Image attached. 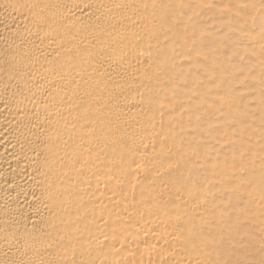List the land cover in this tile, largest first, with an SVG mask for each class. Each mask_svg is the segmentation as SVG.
<instances>
[{
  "label": "bare ground",
  "instance_id": "bare-ground-1",
  "mask_svg": "<svg viewBox=\"0 0 264 264\" xmlns=\"http://www.w3.org/2000/svg\"><path fill=\"white\" fill-rule=\"evenodd\" d=\"M223 1H0V34H12L0 50V264H254L261 259L256 245L264 243V223L256 234L255 215L245 207L264 208V199L250 185L239 193V184L254 163L262 171L264 159L248 144L241 149L233 141L241 121L253 134L264 126V117L252 123L241 114L229 119L233 137L221 131V111L222 135H214L220 143L202 150L208 156L203 161L192 155L200 151L185 143L193 137L192 115L184 112L178 93L168 91L161 108L137 92L160 93V75L174 77L176 62L169 61L174 46L192 52L195 43L187 30L207 29L203 19L209 13L221 22L229 12L230 24L258 37L254 54L264 50V0ZM229 4L236 11H227ZM22 15L30 22L12 33ZM226 23L219 26L228 30ZM202 50L198 61L205 58ZM253 66L264 76L262 64ZM184 87L185 96L193 91L191 84ZM223 88L217 81L208 96L223 97ZM222 97L225 112L236 115ZM205 101L191 97L189 105ZM107 102L112 103L104 106ZM258 113L264 115V106ZM140 118L148 123L139 126ZM161 135L181 138L179 149L153 139ZM251 139L256 141L255 135ZM221 151L229 157H220ZM102 156L108 157L96 162ZM148 158L151 168L145 170ZM176 158L186 165L164 169ZM201 167L231 187L215 211L206 189L191 183ZM228 201L235 209L223 207ZM221 209L228 213L217 215Z\"/></svg>",
  "mask_w": 264,
  "mask_h": 264
},
{
  "label": "rangeland",
  "instance_id": "rangeland-1",
  "mask_svg": "<svg viewBox=\"0 0 264 264\" xmlns=\"http://www.w3.org/2000/svg\"><path fill=\"white\" fill-rule=\"evenodd\" d=\"M23 1H30V0H21V3ZM208 1H211V0H205V2H201V3L207 4ZM204 4L200 6L198 11H200V9L205 8L206 5ZM235 5L237 6V3ZM235 5L229 4L228 6L230 8H227L225 6L227 8L225 9L227 11L230 10V12H231V9L233 11L234 10L236 11L237 7L235 9L234 8ZM214 11L216 10L214 9ZM177 14L178 12L176 13L175 20H177ZM211 14L213 16H210ZM211 14L210 13L207 14L205 18L203 19V21L206 22L205 23L206 25L208 23L207 29L204 28L203 30H200V31L193 30V29L187 30V34H186V36L188 35L187 38L190 39L193 43H195V46L192 52L188 54H184L183 52L178 51L179 45L174 46L175 49L173 53L171 54V57L169 58L170 62H176L175 67H173L174 77L171 74L166 75L165 73L160 75L161 79L159 78V80L157 81V85L161 89L160 93L157 95H151L149 93L148 88L137 91L139 94H141V96L143 97L145 101L154 102L158 104L161 108H164L166 105L168 96H166L165 94H167L168 91L172 93H178L177 98L181 99L180 105L184 109V112H190L192 115L191 116L192 118L190 117L191 119L189 122L190 123L189 129H190V134H193V137L191 140L190 138L188 139L186 138L187 140L185 141V143L186 142L189 143L193 147L194 151H196V149L199 150L200 152H194L192 155L197 157L200 154L198 159L203 160V161H205L208 156H205L202 150L207 149V147H210L212 149L218 148V145L220 142H218L217 139L214 138V135L216 134L217 136L216 138H218L217 134L222 135L224 131L228 132L227 131L228 128H231L229 130H233L234 127L233 125L231 126L230 120L236 117L237 114L244 115L245 119L249 120L251 123L258 117H261V116L264 117L263 114L258 113L259 108L260 107L262 108L264 106V76L263 74H260L258 70L254 69V66H253L254 64L258 63V64H262V66L264 67V50L263 51L261 50L260 53L257 54L258 56L254 54L255 50L257 51L259 50V48L257 47V42L255 43L258 37L252 38L250 36L244 35L242 32H240L237 24L236 25L230 24L231 23L230 22L231 20H229L230 18H226L227 15H229V12L223 14V16L225 15V17L221 16V22H220V19L216 17L214 12ZM21 18H19L18 21H16L13 24L12 33L16 32L18 28L22 27L21 25H24L25 23L27 24L30 22V18L27 17L26 15H22ZM225 20L227 21L226 24H230V27L228 30H225V28L227 27L226 25L224 27L219 26ZM178 25L176 27H178ZM195 33L196 35L200 37L196 36ZM10 35H12L11 30L6 33V36H4L3 34H0V50H2L1 48H3L4 43L7 42L6 41L7 37H10ZM210 36L212 40H210ZM213 39L215 40V43L220 45V47H218L216 50L212 49L210 45V43H212L213 45H217V44H214ZM199 43L200 44L202 43L201 45L203 47V50L205 48L204 51L202 50L204 53L202 52L203 55L201 56L205 58H203L201 61H198L200 54H198L197 50L199 47L202 48L201 46H199L200 45ZM197 45L199 47H197ZM183 62L185 63L182 64ZM144 74L146 76H150L151 72L145 71ZM94 79L95 78H93V80ZM219 80L222 86L224 87L223 97L221 94V96H218V99L217 98L215 99L214 97L208 96L209 95L208 92H210L212 85H214ZM201 83H204L207 87L205 85H203L204 87L201 86L200 85ZM189 84H191V87H193V91L188 92V94L185 96L183 94V91L185 88L184 86H189ZM246 85H248L247 87L248 89L244 88V86ZM235 86H238V88L234 89ZM239 88H242V89L238 90ZM247 90L248 92L246 93ZM199 93H201L200 96H199ZM97 94L101 95L103 94V92L97 91ZM190 96L192 98L201 97V99L206 100V101L202 104H198L197 107H193L189 105L191 104ZM221 97L223 99L222 100L223 102L226 101L232 108L236 109L235 111L236 115L234 114V112H232V110H229V109H227L225 112V108L221 105L222 104L220 100ZM218 100L219 102H217ZM110 101H116V100H110ZM111 103L112 102H107L106 104H104V106H108ZM222 108L224 109L222 110ZM97 110H100V108H98ZM221 111H224L222 113L223 115L225 114L224 118L222 117L223 115L220 114ZM93 113H95V109H93ZM194 114L196 116H194ZM198 115H201V116L198 117ZM220 115L222 118L220 117ZM203 116L205 117L208 116L207 118H209L208 119L209 122L206 120L207 118L205 119ZM210 116L213 117L212 121L210 120L212 119L210 118ZM219 117L221 119H224L225 122L226 120H228L227 123H225L223 120L224 124L226 125L224 126V124L222 123L223 128L220 127L221 125L218 122V119L220 122H222V120ZM102 119H106V118H102ZM147 123L148 122L146 118L144 119L140 118L137 122L139 126H144ZM167 125H171V123ZM172 125L176 127L182 124L173 122ZM218 127H220L219 129L222 128L221 129L222 133L218 129ZM213 128L215 130H213ZM246 129H250V128L247 125V122L244 120V122L241 121V129H239L238 131V128H237V132L235 131L236 134L233 133V131L228 132V133H231L232 136L233 134H235L233 145L235 147L239 145L242 147L241 149L246 148V146L248 147L249 145V148L253 150V153L258 154L257 152H259L260 157L264 159V126L261 125V127L256 129V133L252 134L251 132V134L255 135V138H256V141L254 142L251 139L252 135L250 134V131L245 132ZM240 131H244V132H240ZM212 136H213V139H212ZM221 137L223 138V136ZM245 138H247L248 142L243 140ZM153 139L157 141L161 140L163 141V143L175 144V147H176L175 151L179 149L178 148L179 146H177L176 144L181 141V138L179 137H175L172 139H163L162 135L153 137ZM250 139L252 142L250 141ZM241 140H243L244 142H241ZM181 152H183V149ZM109 153L110 154H108V156L120 158L123 160V162L127 160V156L125 155H118L117 153H111V152ZM220 153H221L219 154L220 157L225 156L226 159L229 157L228 151H221ZM108 156L106 157L102 156L100 158H97L96 162L100 163L106 160ZM158 160H159V157L156 158L155 162L158 163L157 162ZM221 161H224V158L221 159ZM143 164L145 166V170H148L151 168L149 158L145 159ZM176 164L186 165L185 163L181 162L179 159L176 158L170 161L167 160V164L164 169L172 168ZM251 168H253L251 172L244 171L241 174L242 180L239 184V190H240L239 193H246L248 189H245V187L247 185H250L252 187H255V191L257 192L258 197L261 199H264V170H263L264 165H263L262 171L259 170L260 168L257 167L255 163L254 165H251ZM120 169L122 170L124 168L120 166ZM210 171H211L210 169H206L204 172V167L203 168L201 167V171H198L199 175L198 176L195 175L196 178H193L191 183L193 185L199 186L198 188L204 187L206 189V197L208 198L207 201L209 199L213 200V202L210 203L211 204L210 208L211 210L215 211L217 210L216 206L218 207L220 204L222 206L221 196L227 193L229 190H231V187L229 186V184L226 186H221V184H218V182L214 181V179L211 178ZM231 175L232 174L230 173L228 176L232 178ZM212 185L214 188L212 187ZM134 189L137 191L142 189L141 184L139 183L135 185ZM195 195H198V193H196ZM205 201H206V198H205ZM228 203H229L227 204L228 206H226V204H223V207L225 206L224 208H228V209L234 208L235 209L236 206L233 207V203H234L233 201H228ZM256 207H254L252 204H248L246 205L245 209H247L249 212L253 211V215H255L253 220L254 221L257 220V223H256V226L252 228L256 234H259L262 223H264V208H260V207L256 208ZM228 209H221V211L217 215L227 214ZM247 243H248L247 240L242 241L240 246L245 248ZM258 245L260 246V248L257 247ZM256 247L258 248V250L256 248V251L257 253L261 255L260 257L261 259H259L258 262H254V264H264V243H258Z\"/></svg>",
  "mask_w": 264,
  "mask_h": 264
}]
</instances>
